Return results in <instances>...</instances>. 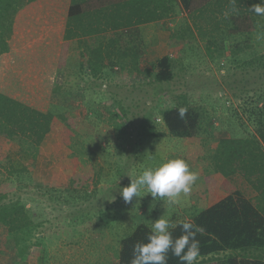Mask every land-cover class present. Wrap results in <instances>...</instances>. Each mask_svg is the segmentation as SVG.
Instances as JSON below:
<instances>
[{"label":"rangeland","instance_id":"obj_1","mask_svg":"<svg viewBox=\"0 0 264 264\" xmlns=\"http://www.w3.org/2000/svg\"><path fill=\"white\" fill-rule=\"evenodd\" d=\"M25 1L14 0L11 6L21 8ZM108 1L91 0L90 5ZM185 15L181 12L175 20L155 24L156 54L146 50L141 58L151 74L109 68L101 76L93 75L87 67L81 68L80 63L68 67L74 71L77 67L78 76L74 83L63 78L62 90L53 96V109L76 106L84 131L74 130L73 138L66 141L55 131L35 157L0 135V180L4 190L9 191L5 199H23L11 195V191L20 188L45 189L44 192L58 189L47 191L44 196H28L33 206L24 221L11 231V245L22 259L21 264L38 253L43 264H116L123 239L140 224L151 228L159 218L177 224L189 216V211L195 216L208 206L205 200L193 205L191 198L194 194H201V199L206 197L214 187L210 178H219L211 167V159L221 137L256 134L250 111L264 103V98L259 100L264 94V34L252 27V32H233L226 40L220 33L214 38L216 42L200 39L170 47L173 27ZM13 16L5 19L11 21ZM148 27L146 24L142 32H151ZM237 41H241L240 47L234 50L233 43ZM81 43L70 50V58L85 59L80 55ZM166 54L173 59L174 77L155 82V63L159 55ZM181 93L206 115L207 131L201 129L194 137L185 138L163 132L166 126L161 122V110L173 106L175 95ZM71 152L97 169L92 173L93 180L82 174L78 184L67 186L57 163ZM198 155L200 159L195 164ZM177 158L184 159L202 178V183L196 182L187 196L181 194L178 203L170 204L159 197L154 199L145 190L132 203L124 202L120 190L130 186L132 179L148 168L155 169ZM240 252L228 250L220 255H241ZM251 253L264 256V247L252 249Z\"/></svg>","mask_w":264,"mask_h":264},{"label":"trees","instance_id":"obj_2","mask_svg":"<svg viewBox=\"0 0 264 264\" xmlns=\"http://www.w3.org/2000/svg\"><path fill=\"white\" fill-rule=\"evenodd\" d=\"M90 1L26 0L17 9L11 6L14 0H0V135L19 144L29 156L35 157L55 131L66 141L73 138L74 130L86 129L76 106L53 109V96L62 90L71 63H80L93 75L104 76L109 68L151 74L141 62L149 43L142 33L146 24L175 20L185 12L173 27L170 47L200 39L214 40L220 33L226 40L233 32L250 33L252 27L264 34V16L250 10L261 0H110L99 6H91ZM6 16L13 17L7 21ZM76 43L83 45L80 55L85 59L69 57ZM240 43H233L234 50ZM172 64L170 54L159 58L153 80H171ZM75 72L78 76L77 67ZM262 98L264 94L259 100ZM263 105L250 111L256 134L220 138L211 159L219 178H210L214 187L208 206L192 219H182L172 230L174 237L181 236V222L202 229L196 234L200 255L195 264H264V256L251 253L252 249L264 247ZM181 108L185 109L183 119L179 115ZM161 113V122L166 126L163 132L175 136L194 137L207 125L206 115L184 93L176 94L174 105L163 108ZM84 161L75 152L59 159L57 164L67 186L78 184L82 174L93 180L92 173L97 169ZM2 182L0 223L13 231L24 221L27 209L19 201L3 202L7 195ZM150 230L140 224L123 239L118 264H130L134 246L146 243ZM228 250H240L241 255H220ZM168 264L180 261L169 253Z\"/></svg>","mask_w":264,"mask_h":264},{"label":"clouds","instance_id":"obj_3","mask_svg":"<svg viewBox=\"0 0 264 264\" xmlns=\"http://www.w3.org/2000/svg\"><path fill=\"white\" fill-rule=\"evenodd\" d=\"M256 15L264 16V0L254 4L251 9ZM181 119L185 116V109H179ZM199 179L197 172L192 171L184 159H170L159 167L144 170L137 178L131 180L128 187L120 190L126 204L133 198H139L143 191L156 199L170 204L178 203L181 194L187 196L192 186ZM176 223L159 218L152 224L146 243H137L133 248L130 264H168V254L177 257L180 264H195L200 255V243L196 234L202 229L190 222L179 224L182 235L174 237Z\"/></svg>","mask_w":264,"mask_h":264},{"label":"crops","instance_id":"obj_4","mask_svg":"<svg viewBox=\"0 0 264 264\" xmlns=\"http://www.w3.org/2000/svg\"><path fill=\"white\" fill-rule=\"evenodd\" d=\"M155 24L156 23H153L152 25L147 24L148 26H150L152 28L151 32L148 31L146 34H145V32H142L143 36L145 38H147L148 42H149V43L147 42L148 45L146 47V50L148 53L151 52V54L154 56L156 54V49L158 47L157 44H155L156 43L155 42L156 41V35H157V33L154 29V27L156 26ZM150 27H148V28H150ZM142 30L144 31V27ZM163 56L164 55H159V58H161ZM153 58H155V57H153ZM70 65H75V64L71 63ZM76 76L77 75H76V72L74 71V69H69L68 75H66L68 82H70L72 79V83H74V79ZM201 147H202V144H201ZM198 158L200 159L199 155L196 156L194 159L196 161L195 164L198 163L197 162V160H199ZM195 166L197 168V165H195ZM196 182L202 183V178L200 177ZM52 190L54 191V190H58V189H53V188L52 189H46V192L52 191ZM44 191H45V189H39V188H29V189L28 188H23V189L20 188V189H15V190L11 191V195H19L20 197L23 196L24 198L23 199L20 198L19 203L21 204V206H24L28 210L29 208H31L33 206L32 205V199L28 198V196H31V195H33V196L34 195L35 196H38V195L44 196L46 194V192H44ZM7 192H9V191H5V194H9ZM209 194H210V192H209ZM209 194H207L206 197L204 196L203 199H201V194L192 195L191 204L201 205L203 203L202 201H204V200L206 202H209ZM6 201L9 202L10 200L9 199L3 200V202H6ZM38 201H39V199L35 200V202H38ZM188 213H189V216H187L186 219H192L193 214L190 211ZM11 240H12L11 231L8 229L7 226L1 225V223H0V264H21V262H22V259H20L16 255V250L14 248V245H11ZM13 244H15V243H13ZM65 256L68 258L69 255L65 254ZM70 256H72V255H70ZM33 257H35V258H33ZM41 257H42V255L40 253H38L36 256L35 255L31 256V259L26 258V260H24V261H25V264H43L40 261ZM118 262L116 264H118Z\"/></svg>","mask_w":264,"mask_h":264}]
</instances>
